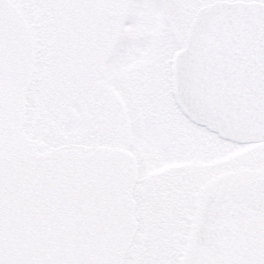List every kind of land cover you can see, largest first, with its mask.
Wrapping results in <instances>:
<instances>
[{"label": "snow or ice", "instance_id": "6c2138e0", "mask_svg": "<svg viewBox=\"0 0 264 264\" xmlns=\"http://www.w3.org/2000/svg\"><path fill=\"white\" fill-rule=\"evenodd\" d=\"M0 264H264V0H0Z\"/></svg>", "mask_w": 264, "mask_h": 264}]
</instances>
